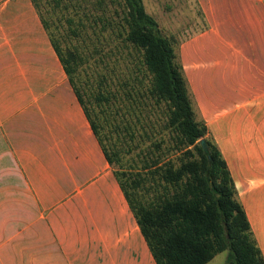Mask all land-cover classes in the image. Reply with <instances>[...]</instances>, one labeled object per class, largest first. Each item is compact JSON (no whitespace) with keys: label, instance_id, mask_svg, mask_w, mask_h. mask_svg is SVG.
Listing matches in <instances>:
<instances>
[{"label":"crops","instance_id":"crops-1","mask_svg":"<svg viewBox=\"0 0 264 264\" xmlns=\"http://www.w3.org/2000/svg\"><path fill=\"white\" fill-rule=\"evenodd\" d=\"M196 3L181 64L264 257V0ZM0 264H155L31 0H0Z\"/></svg>","mask_w":264,"mask_h":264},{"label":"trees","instance_id":"trees-1","mask_svg":"<svg viewBox=\"0 0 264 264\" xmlns=\"http://www.w3.org/2000/svg\"><path fill=\"white\" fill-rule=\"evenodd\" d=\"M31 2L155 264H264L177 37L142 0Z\"/></svg>","mask_w":264,"mask_h":264},{"label":"rangeland","instance_id":"rangeland-1","mask_svg":"<svg viewBox=\"0 0 264 264\" xmlns=\"http://www.w3.org/2000/svg\"><path fill=\"white\" fill-rule=\"evenodd\" d=\"M145 10L154 16L160 31L173 33L183 41L204 25L196 0H142ZM179 54V46H178ZM180 58V54H179ZM88 61H92L91 59ZM181 62V60H180ZM226 250L216 253L207 264H224Z\"/></svg>","mask_w":264,"mask_h":264}]
</instances>
